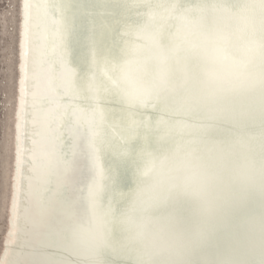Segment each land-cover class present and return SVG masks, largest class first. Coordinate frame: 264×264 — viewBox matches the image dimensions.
<instances>
[{"label":"water","instance_id":"water-1","mask_svg":"<svg viewBox=\"0 0 264 264\" xmlns=\"http://www.w3.org/2000/svg\"><path fill=\"white\" fill-rule=\"evenodd\" d=\"M16 1V55L9 67L11 103L19 105L11 127L14 165L17 169L19 152L29 145L34 157L26 163L24 201L35 222L50 213L51 231L39 236L27 226L19 229L24 237L27 233V250L15 242L8 264H264V199H258L264 147L251 130L220 129L204 114L206 136L199 126H185L197 137L196 149L169 133L166 148L153 153L130 131L152 134L143 104L170 114L160 98L180 102L167 90L178 84L175 72L181 66L207 68L220 77L227 103L258 102V93H264V44L243 36L264 39V28L249 21L255 11L229 9L246 21L239 28L214 22L219 8L201 0ZM187 1L203 15L195 13L200 30L185 32L214 49L210 57L197 51L201 61L193 65L173 52L176 45L187 46L177 25L192 20L185 14ZM259 21L264 23V1ZM77 76L82 86L75 84ZM186 80L199 106L218 111L201 95L199 78ZM221 112L232 125L231 112ZM239 117L264 129V120L251 111ZM234 137L251 144L235 149L229 140ZM105 140L127 148L116 153ZM8 225L11 218L5 219L2 234ZM6 243L2 246L0 239L4 254ZM41 251L45 256L37 257Z\"/></svg>","mask_w":264,"mask_h":264},{"label":"bare ground","instance_id":"bare-ground-1","mask_svg":"<svg viewBox=\"0 0 264 264\" xmlns=\"http://www.w3.org/2000/svg\"><path fill=\"white\" fill-rule=\"evenodd\" d=\"M264 0H218L216 3L213 0H201L203 5H216L219 8V15L213 18V21L216 23H223L229 26H234L239 28H243L246 21L237 18L233 15L229 9L235 7L246 6L255 11L257 14L253 19L251 18L249 21L256 25L257 27L264 28V23L259 21V12L261 8V4ZM185 14L188 18H191L190 22H178L177 25L179 26L178 33L180 34L181 38L187 46L182 47L179 45L174 46L173 52L179 58V60H183L184 62L189 63V65L196 64L200 62L201 58L197 57V51H203L207 54V56H212L214 49L203 42L196 36H191L185 32L188 27H192L194 29L200 30L202 25L198 23L196 19L197 15H203L201 9L194 6L191 2L187 1L184 4ZM20 21V20H19ZM243 36L246 40L255 41V42H262L264 44V39L260 35H254L248 32H244ZM22 34L18 35V41L21 40ZM242 50H246L243 46H238ZM18 52L20 49L18 48ZM17 52V56L18 55ZM240 62L249 70L257 73L256 67L244 60L243 58L240 59ZM20 63V59H17V65ZM189 75H194L195 77L200 79V88L202 90L201 95L206 98H211L214 104L217 106L218 111H212L210 109L202 108L197 104V98L192 93V86L187 82L186 77ZM175 76L178 79V84L173 86L167 90V92L177 95L180 99V102L174 101L172 99L162 97L159 100L160 105L165 107L170 114H165L161 111V109L156 105L151 104H143L141 107L148 113L150 118V126L152 128V134H147L145 131L137 128H133L130 131L132 133H136L141 137L143 140V149L148 153H153L159 148H166L167 140L169 133L174 134L175 138L185 143V145L189 149H196L197 147V137L187 131L185 128L187 123L194 124L201 128V135L206 136L209 132L206 128V121L204 119V114H208L211 119L217 124L218 128H231L236 132H239L242 129H249L253 132V140L259 142L264 147V129H261L255 126L250 121L242 120L239 115L243 111H251L253 115L261 120H264V93H258V102H248L244 99H237L236 104H230L222 100L221 92L224 90L225 85L223 80L220 77L215 76L210 69L203 68L198 71H194L192 69L186 68L185 66H181L176 72ZM75 80V84L82 86L83 82L80 76L73 78ZM9 81V80H8ZM211 90H214L213 93H210ZM17 94H19V90H16ZM152 96L157 97L155 92H150ZM262 104V105H261ZM19 105L16 104L13 109V120H12V128L14 123H16V118L14 117V113L18 110ZM226 109L229 110L234 117V122L232 125H228L225 122V119L222 116V110ZM115 123L121 124V120L117 119L114 120ZM10 140V148H11V171H10V178H9V195L7 197V207L5 213V219L8 222V218L12 220V226L8 225L6 230L4 231V235L1 238V245L3 246L4 242H7V253L0 251V264H8L10 262L11 253H14L15 250L14 244L15 242L21 243L23 249L26 251L27 246L24 244V237L23 226L29 227L31 232H35L37 235L42 236L44 234V230L46 229L48 232L50 225L49 224V212L46 213L44 216V221L40 222L34 220L33 214L31 216V212L28 209L29 203L28 201H24L26 199V187L29 178L27 177L29 172V167L26 163H31L34 157V151L31 147L28 149L29 145L25 146V151L20 150V161L19 166L15 169L14 161V142L16 141V133L13 129L11 134ZM230 143L235 149H242L247 147L251 144L250 140L244 137H234L230 138ZM21 141V138H20ZM19 141V142H20ZM154 142V143H152ZM104 145L106 147L112 148L116 151V153H121L122 150L127 148L126 143H122L121 145H113L109 141L105 140ZM21 147V146H20ZM24 149V148H23ZM37 155V154H36ZM22 162H25V165H21ZM10 164V163H9ZM9 169V168H8ZM23 185H22V177ZM7 196V195H6ZM21 196V198H20ZM21 199V208H17V204H20ZM23 199V201H22ZM258 199H264V183L262 185V194ZM15 202V207H12V202ZM6 204V202L4 203ZM19 207V205H18ZM264 212V208L262 209ZM19 217L21 218L20 226L16 223V219ZM47 225V227H46ZM46 227V228H45ZM21 229V230H19ZM45 230V231H46ZM14 247V248H13ZM46 249V254L49 252V248ZM51 250V249H50ZM9 252V253H8ZM44 253L41 251L37 257L45 256Z\"/></svg>","mask_w":264,"mask_h":264},{"label":"rangeland","instance_id":"rangeland-1","mask_svg":"<svg viewBox=\"0 0 264 264\" xmlns=\"http://www.w3.org/2000/svg\"><path fill=\"white\" fill-rule=\"evenodd\" d=\"M16 7V0H0V239L4 235L2 230L5 228L6 200L9 195L7 190L11 171L9 139L13 132L11 127L14 105L10 99V87L13 86V82L10 80L9 67L15 64V33L18 19Z\"/></svg>","mask_w":264,"mask_h":264}]
</instances>
